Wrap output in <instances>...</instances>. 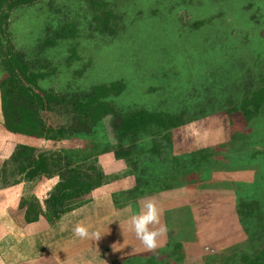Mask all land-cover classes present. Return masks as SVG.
Wrapping results in <instances>:
<instances>
[{
	"label": "rangeland",
	"instance_id": "1",
	"mask_svg": "<svg viewBox=\"0 0 264 264\" xmlns=\"http://www.w3.org/2000/svg\"><path fill=\"white\" fill-rule=\"evenodd\" d=\"M104 1L112 32L96 28L90 0H37L11 11L7 36L45 72L40 87L62 94L118 81L113 107L162 111L180 116V124L157 134L158 153L141 134L124 158L113 154L109 117L87 134L39 142L60 149L65 161L93 163L102 176L88 201L48 227L18 229L8 211L20 197L42 200L57 173L25 180L7 164L5 183L0 174V264H30L45 251L59 264L109 257L121 264L126 256L131 264H219L264 246V102L247 121L233 110L246 90L264 86V0ZM67 23L75 36L54 40L53 30ZM44 118L61 126L68 116L55 106ZM9 144L0 115V160L8 159ZM148 198L168 228L154 252L144 250L129 224ZM250 200L257 210L245 217L236 207ZM78 223L102 231L101 238L76 237Z\"/></svg>",
	"mask_w": 264,
	"mask_h": 264
},
{
	"label": "trees",
	"instance_id": "2",
	"mask_svg": "<svg viewBox=\"0 0 264 264\" xmlns=\"http://www.w3.org/2000/svg\"><path fill=\"white\" fill-rule=\"evenodd\" d=\"M37 0H0V115L1 130L8 134L10 144L8 159L0 160V174L5 183L6 165L13 166L18 178L31 180L35 176L57 173L58 180L42 200L35 197H20L13 209L8 211L12 222L22 228L29 223L39 222L48 227L60 216L90 199L91 191L100 184L101 173L91 162L71 163L65 161L60 149L47 151L40 147L43 140L61 141L73 136L87 134L105 117L116 139L113 149L115 157H127L134 150L139 135L152 139L150 152L158 153L157 134L180 124V116L162 111L142 108L121 111L113 107L110 97L117 95L122 84H93L87 90L55 94L40 87L38 80L45 76L42 68L33 69L20 50H15L8 38V18L13 9L28 6ZM95 10V26L101 32H112L111 11L104 0H90ZM53 39L74 37L76 28L67 23L53 30ZM48 40L51 45L54 40ZM264 102V86L245 91L233 110L244 120L255 117ZM61 107L68 119L65 125L55 126L45 120L47 111ZM126 144V145H125ZM205 157V156H204ZM195 166V165H194ZM197 167V166H195ZM17 181L14 182L17 183ZM147 183V182H146ZM8 185L5 184L4 186ZM138 185L134 186L136 190ZM143 192V191H138ZM237 211L249 217L255 214V200L239 201ZM179 245L176 244L177 248ZM230 258L219 264H264V246L248 255H240L234 262ZM132 260L125 259V264ZM35 264H56L49 254L36 258ZM146 264H155L148 258Z\"/></svg>",
	"mask_w": 264,
	"mask_h": 264
},
{
	"label": "clouds",
	"instance_id": "3",
	"mask_svg": "<svg viewBox=\"0 0 264 264\" xmlns=\"http://www.w3.org/2000/svg\"><path fill=\"white\" fill-rule=\"evenodd\" d=\"M131 211V206H129ZM162 210L154 198L146 199L138 211L132 212L129 224L136 238L142 243L144 250L154 252L160 247V237L167 231V225L161 223ZM73 234L80 239L99 240L102 231L93 230L90 226L78 223L72 229ZM118 250V249H114Z\"/></svg>",
	"mask_w": 264,
	"mask_h": 264
},
{
	"label": "crops",
	"instance_id": "4",
	"mask_svg": "<svg viewBox=\"0 0 264 264\" xmlns=\"http://www.w3.org/2000/svg\"><path fill=\"white\" fill-rule=\"evenodd\" d=\"M15 227H17L18 229H22V228H24V227H22V228H20V227H18V226H16V225H14ZM32 248L34 249V246L32 245ZM111 250V249H110ZM46 253H49L48 251H45V252H42L41 254H39V255H37V256H34V257H32L30 260H29V262H30V264H35V260H36V258H38V257H40V256H42L43 254H46ZM52 255V257H53V259H54V261H55V263L56 264H59L60 262V260H59V257L58 256H56L54 253H52L51 254ZM129 256H126V257H124V258H120V260H118V261H120L121 262V264H125V263H123V260H125L126 258H128ZM110 258V261H109V263L107 262V263H105L106 262V260L104 261H102L101 263H98V264H114V260H116V258H113V257H109ZM79 263H81V264H83V262L80 260L78 263H75V264H79Z\"/></svg>",
	"mask_w": 264,
	"mask_h": 264
}]
</instances>
